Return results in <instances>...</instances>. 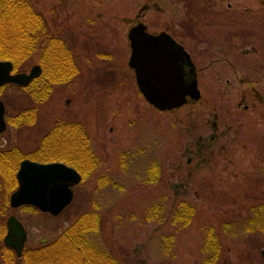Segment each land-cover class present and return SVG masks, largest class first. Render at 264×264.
Listing matches in <instances>:
<instances>
[{
  "label": "rangeland",
  "instance_id": "1",
  "mask_svg": "<svg viewBox=\"0 0 264 264\" xmlns=\"http://www.w3.org/2000/svg\"><path fill=\"white\" fill-rule=\"evenodd\" d=\"M26 1L41 15L46 35L72 50L78 72L69 84L54 85L43 103L19 86L3 88L7 128L0 151L32 153L56 122L77 123L99 166L73 188L71 203L57 216L6 209L4 221L14 215L26 230L24 250L51 242L96 209L98 241L122 264H203L209 226L220 236L217 264H264L260 232L219 231L264 205V0ZM229 13L240 26L227 27ZM139 22L149 33H168L190 54L199 69L197 102L187 98L159 111L140 94L127 39ZM42 48L23 73L38 64ZM28 108L35 110L33 124L15 126L14 117ZM152 165L159 167L155 182ZM179 201L195 209L185 228L170 223ZM153 206L163 208L161 221L146 219ZM168 236L173 244L165 250Z\"/></svg>",
  "mask_w": 264,
  "mask_h": 264
},
{
  "label": "trees",
  "instance_id": "2",
  "mask_svg": "<svg viewBox=\"0 0 264 264\" xmlns=\"http://www.w3.org/2000/svg\"><path fill=\"white\" fill-rule=\"evenodd\" d=\"M41 47L38 59V65L42 69L40 77L27 87H18L26 91L34 103L46 101L54 85H67L73 80L78 72L75 58L72 50L60 39L46 35L45 22L26 0H0V60L11 61L14 72H22ZM7 86L12 85L1 87L0 96ZM34 119V108L20 110L14 117L15 126L31 125ZM8 122L10 123L9 119ZM93 152L84 129L77 123L65 122H56L40 139L32 153L24 155L17 148L0 151V198L3 200L0 206L1 264H122L98 241L101 215L96 209L80 214L51 242L36 249H25L20 259L2 243L6 232L4 216L8 209V195L17 187L15 174L20 161L24 158L42 163L61 161L74 167L82 180H86L99 166ZM158 168L157 165L150 167V181L155 182ZM164 215L163 208L159 211L157 206H153L146 219L151 221L158 218L161 221ZM194 215L195 209L190 203L179 201L171 213L170 223L176 228H185L191 224ZM219 231L236 236L239 233L258 231L264 240V205L253 207L247 217L232 225L222 224ZM163 243L165 250H168L173 244V238L164 237ZM221 253L219 232L209 226L205 229L201 247L203 264H217Z\"/></svg>",
  "mask_w": 264,
  "mask_h": 264
},
{
  "label": "water",
  "instance_id": "3",
  "mask_svg": "<svg viewBox=\"0 0 264 264\" xmlns=\"http://www.w3.org/2000/svg\"><path fill=\"white\" fill-rule=\"evenodd\" d=\"M127 39L130 47L128 67L134 72L140 94L150 105L165 111L181 107L187 98L193 102L200 99L194 65L183 47L168 34H149L139 23L130 28ZM40 74L38 65L28 73H13L12 62L0 60V87L5 84L26 87ZM5 131V106L0 99V133ZM16 180L18 187L9 198L12 209L33 206L42 213L57 216L71 203L72 189L81 182V176L60 162L39 163L25 159L19 164ZM5 226L3 244L20 258L27 239L26 231L13 215L6 219Z\"/></svg>",
  "mask_w": 264,
  "mask_h": 264
},
{
  "label": "flooded vegetation",
  "instance_id": "4",
  "mask_svg": "<svg viewBox=\"0 0 264 264\" xmlns=\"http://www.w3.org/2000/svg\"><path fill=\"white\" fill-rule=\"evenodd\" d=\"M228 7V10L229 11H232L231 9H230V6L228 5L227 6ZM143 9H145V7H143ZM224 11V10H223ZM228 11V12H229ZM230 14V16L229 15H227V17L228 18H226V21H229V23H228V28H234V27H238V26H240V23L241 22H239V20H236L235 18H236V16L234 15V14H232V13H229ZM219 17H223V15H218V19H217V23H216V21H214L215 23H216V25H220V23H219V21L221 20V19H219ZM223 21V20H222ZM137 24V23H136ZM135 24V25H136ZM218 29H219V26H218ZM148 32V31H147ZM229 32H231V33H233V32H235V31H229ZM153 35H155V34H153ZM171 36V35H170ZM172 37V36H171ZM173 38V37H172ZM174 39V38H173ZM175 40V39H174ZM176 41V40H175ZM229 41H230V39H229ZM177 42V41H176ZM178 43V42H177ZM178 44H180V43H178ZM181 45V44H180ZM182 46V45H181ZM183 47V46H182ZM184 48V47H183ZM185 50V49H184ZM186 51V50H185ZM186 53L189 55V57H190V60H191V62H192V64L194 65V69H195V73H196V77L198 76V70L199 69H197L196 68V65L194 64V62L192 61V58H191V56H190V54L186 51ZM197 84H198V81H197ZM240 106V105H239Z\"/></svg>",
  "mask_w": 264,
  "mask_h": 264
}]
</instances>
